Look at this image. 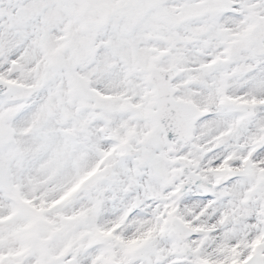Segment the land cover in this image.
<instances>
[{"label":"snow or ice","instance_id":"obj_1","mask_svg":"<svg viewBox=\"0 0 264 264\" xmlns=\"http://www.w3.org/2000/svg\"><path fill=\"white\" fill-rule=\"evenodd\" d=\"M0 264H264V0H0Z\"/></svg>","mask_w":264,"mask_h":264}]
</instances>
